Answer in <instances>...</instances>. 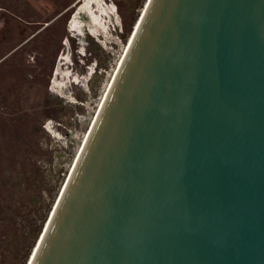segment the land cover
I'll return each mask as SVG.
<instances>
[{
	"label": "water",
	"instance_id": "95a60500",
	"mask_svg": "<svg viewBox=\"0 0 264 264\" xmlns=\"http://www.w3.org/2000/svg\"><path fill=\"white\" fill-rule=\"evenodd\" d=\"M31 264H264V0H149Z\"/></svg>",
	"mask_w": 264,
	"mask_h": 264
},
{
	"label": "rangeland",
	"instance_id": "374dc122",
	"mask_svg": "<svg viewBox=\"0 0 264 264\" xmlns=\"http://www.w3.org/2000/svg\"><path fill=\"white\" fill-rule=\"evenodd\" d=\"M148 2L0 0V264L31 262Z\"/></svg>",
	"mask_w": 264,
	"mask_h": 264
},
{
	"label": "bare ground",
	"instance_id": "6f19581e",
	"mask_svg": "<svg viewBox=\"0 0 264 264\" xmlns=\"http://www.w3.org/2000/svg\"><path fill=\"white\" fill-rule=\"evenodd\" d=\"M150 2V1H149ZM149 2L147 3V5H146V7L148 6V4H149ZM146 7H145V9L144 10H146ZM144 12V11H143ZM142 20V19H141ZM140 20V21H141ZM139 25H140V22H139V24H138V26H136V31H135V33L137 32V30H138V28H139ZM134 33V34H135ZM134 36L135 35H133V37H132V39H131V41H130V43H129V46L132 44V41H133V38H134ZM129 46L127 47V49L129 48ZM127 49H126V51H125V54H126V52H127ZM125 54H124V56H125ZM124 56H123V58H124ZM123 58H122V60H121V62H120V64H119V67H118V70H119V68H120V66H121V64H122V61H123ZM118 70L116 71V73H115V75H114V77H113V80H114V78H115V76H116V74H117V72H118ZM113 80H112V82H113ZM112 82H111V84H112ZM111 86V85H110ZM110 88V87H109ZM109 90V89H108ZM98 114V113H97ZM97 116V115H96ZM96 118V117H95ZM95 120V119H94ZM94 123V122H93ZM92 123V124H93ZM91 127H92V125H91ZM90 130H91V128H90ZM90 130L88 131V134H89V132H90ZM87 137H88V135H87ZM86 137V138H87ZM86 140V139H85ZM85 142V141H84ZM82 148V147H81ZM81 152V151H80ZM80 154V153H79ZM79 156V155H78ZM73 169V168H72ZM72 171V170H71ZM71 174V173H70ZM70 176V175H69ZM68 179H69V177H68ZM67 183V182H66ZM65 186H66V184H65ZM65 188V187H64ZM64 190V189H63ZM62 194V193H61ZM47 225H48V223H47ZM46 228H47V226H46ZM46 228H45V230H46ZM45 232V231H44ZM42 239V238H41ZM40 242L41 241H39V244H40ZM39 244L36 246V248H35V250H34V252H33V254H32V257L30 258V261L32 262V260H33V258H34V256H35V254H36V252H37V249H38V246H39ZM34 255V256H33ZM28 264H31L30 262L28 263Z\"/></svg>",
	"mask_w": 264,
	"mask_h": 264
}]
</instances>
